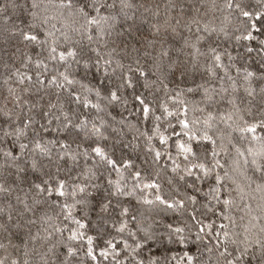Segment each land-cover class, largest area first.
<instances>
[{
  "label": "snow or ice",
  "instance_id": "snow-or-ice-1",
  "mask_svg": "<svg viewBox=\"0 0 264 264\" xmlns=\"http://www.w3.org/2000/svg\"><path fill=\"white\" fill-rule=\"evenodd\" d=\"M0 264H264V0H0Z\"/></svg>",
  "mask_w": 264,
  "mask_h": 264
}]
</instances>
